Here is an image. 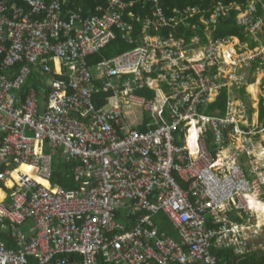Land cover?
<instances>
[{"label": "built area", "instance_id": "2783aa9c", "mask_svg": "<svg viewBox=\"0 0 264 264\" xmlns=\"http://www.w3.org/2000/svg\"><path fill=\"white\" fill-rule=\"evenodd\" d=\"M64 2L0 0V264H18L23 253L47 264L54 253L73 252L82 264H215L211 247L244 252L254 234L230 214L250 213L244 197L259 184L245 178L239 152L217 164L200 145L188 152L181 132L193 117L215 133L235 122L232 102L224 119L196 113L211 91L239 83L230 71L220 84L227 66L247 65L259 53L223 60L219 40L187 37L180 24H190L191 6L168 16L154 0L142 17L127 8L133 1L104 0L83 18ZM238 22L251 33L260 27L252 11ZM164 27L172 29L166 37ZM118 37L134 48L103 60L93 75L87 56ZM202 45V56L189 59ZM65 72L68 83L57 78ZM29 79L52 82L46 102L32 87L22 91ZM63 166L75 188H52ZM161 212L185 253L151 220ZM6 235L23 253L3 248Z\"/></svg>", "mask_w": 264, "mask_h": 264}, {"label": "bare ground", "instance_id": "6f19581e", "mask_svg": "<svg viewBox=\"0 0 264 264\" xmlns=\"http://www.w3.org/2000/svg\"><path fill=\"white\" fill-rule=\"evenodd\" d=\"M259 4L262 6L263 13H260L258 10ZM251 6L254 7L253 10H251ZM191 7L195 8V12L191 18H194L196 22H190L191 18H189V25L185 26L180 24V29L182 28L184 33L185 30H190L193 32L194 35L190 36L189 38L197 39L199 43L203 44H206L207 40H219V47H217V49H219V52L222 56L221 59L223 60L225 58L228 61H231V59L227 57V54H231L234 60L237 61V59L240 57L239 55L252 56L254 53H259L258 56H253L251 59H249L247 61V65L242 64L241 67L240 65L235 67L227 66L225 69L226 73H221L222 79L219 80L220 84L225 81L224 77L230 71L233 72L235 77H237L236 80L239 79V83L237 84L234 82L231 85L221 87L219 90L211 91L210 94L206 96L209 98L208 102H206L205 106H203V108H201L196 113L198 116L204 115L224 119L228 111V104L229 102H232L234 108L238 111V113L235 115V122L226 126H221L220 131L215 133L211 128L205 127V125L201 124V122L196 124L197 118L193 117L191 119L185 120L184 127L181 132L182 138L184 139L183 144L186 145L188 152L194 154L197 147L202 146L211 155L212 160L217 162V164L224 162L227 158L235 154V152H239L238 163L240 169L244 173L245 178L249 180H255L259 184L255 191H252L251 194H247L244 197L245 204L250 206V213L246 214L236 210H234L231 214L229 213L230 215L234 213L238 223L251 227L249 230L250 232L248 233L249 235L254 234V238H247V247L245 251L239 253L236 251L235 247L210 248L211 255V251L213 249H233L237 255H240L241 259V256L251 255L253 253H261L264 251V181L262 182L261 179V175L264 174V152L261 151H264V0H248L245 7H242L237 3L224 4L221 1H213L207 9L203 10L197 6ZM217 7L227 8V10H224V13L220 15H215V8ZM233 9L237 10L236 25L241 28V34L246 38V40H240L238 38V40L234 41L231 39L215 38L214 34L217 21H219L221 17L228 15ZM249 11H252L256 18H258L260 21V27L255 31V33L245 30V27L238 22L239 17L241 15L247 14ZM210 19H212V22H209ZM191 24H194L195 27L192 28ZM250 44H254V46L251 47ZM204 46L205 45H202L199 47V49L191 52L189 59L196 60L200 58L204 53V49H206ZM155 84L156 83L153 85ZM224 91L227 94L225 113L220 114L219 112L215 111L213 115H207L205 113L207 106H210ZM240 105L242 109H239ZM178 131L179 130L174 132V134H177ZM198 137L200 139L199 142L197 141ZM174 141L179 145L182 144L177 142V140ZM248 156L251 157L252 163L247 162ZM234 160L235 158L232 161L234 162ZM253 166L256 167L258 175L252 176L253 174L251 168H253ZM29 167L30 166L27 164L20 165V168L26 171L30 170L31 167ZM173 176L180 189L186 190L185 182H183L178 176L174 175V173ZM39 180L44 183V180L41 178H39ZM55 186L56 187L52 186V188H66L57 186L56 184ZM75 187L76 185L72 188ZM188 199L191 200L189 194ZM160 215H163L170 222L177 235V240L169 236L168 233L160 231L158 224L154 220L155 217ZM206 219H208V216H206ZM115 220L121 222L117 215H115ZM151 220L158 228L160 234L162 233L166 237L174 240L176 244L181 246L183 252H186V247L181 243L177 229L166 214L162 212L158 213L153 215ZM2 239L3 238H1V242L5 250H12L14 252L21 250L23 253L22 249L18 248L12 241L13 247L7 249ZM22 256V260L19 261L18 264H35L36 258L34 256L26 255L24 253ZM82 257L83 256L80 253L75 252L63 254L54 253L53 257L49 259L47 264H60L58 261L65 259H68V264H82L80 261H76L79 263H74L75 260H81ZM99 262L103 261L99 259ZM171 264L191 263L173 262ZM215 264H217L216 259Z\"/></svg>", "mask_w": 264, "mask_h": 264}, {"label": "trees", "instance_id": "16d2710c", "mask_svg": "<svg viewBox=\"0 0 264 264\" xmlns=\"http://www.w3.org/2000/svg\"><path fill=\"white\" fill-rule=\"evenodd\" d=\"M49 1V0H48ZM63 7L66 9H74V7H80V12L83 15V18L89 17L93 14L98 13L96 7L98 5H105L104 0H64ZM126 1H133V6H129L127 8L133 9L136 14L141 15L144 17L147 14L146 8H152L156 3L154 0H151L147 4L143 5L142 2H139L138 0H126ZM213 1H221L224 4H230V3H237L240 4L242 7H245L247 5L248 0H159V4L163 7V11L165 14L172 15L174 13V8L182 9L186 6H197L199 8L207 9L209 5ZM258 10L260 13H263V9L261 4H259ZM151 15V12L148 13ZM236 15L237 10L233 9L229 12V14L225 17H221L219 21H217L216 29H215V38H222V39H231V40H246V38L241 34V28L236 25ZM190 22L195 23V19L191 18ZM140 25L137 26V30L140 29ZM181 31L182 28L180 29ZM170 31L169 27H164L161 31L162 34L165 35V37L168 35V32ZM158 31L157 33H159ZM185 35L187 37H190L193 34L190 30H185ZM133 44H127L124 41H122L119 37L110 42L106 47L101 49V51L97 54L90 55L87 57V62L90 65H93L94 63L99 62L103 58H112L115 55H118L124 50H127L131 47H134ZM251 47L254 46V44H250ZM17 70V66H12L7 71L9 74L14 75ZM251 90V88H250ZM226 99L227 94L226 92H222L219 97L210 105L207 106V109L205 113L207 115H213L215 111L219 112L220 114H224L226 111ZM263 113V111H262ZM53 179L55 180V183L57 186L66 187V188H72L75 186V183L72 181V179L66 178V176H63L61 172L56 171L54 173ZM182 183V182H180ZM66 185V186H65ZM158 226L160 228L161 232H166L169 234V236L175 238L177 240V235L175 233L174 228L171 226L170 222L163 216H158ZM3 238V237H2ZM3 241H6L4 238ZM9 242V241H8ZM6 244L5 242H3ZM212 255L217 261V264H264V251L261 253H253L251 255H245L243 258L237 260L235 257V254L231 250H220V249H213Z\"/></svg>", "mask_w": 264, "mask_h": 264}, {"label": "rangeland", "instance_id": "374dc122", "mask_svg": "<svg viewBox=\"0 0 264 264\" xmlns=\"http://www.w3.org/2000/svg\"><path fill=\"white\" fill-rule=\"evenodd\" d=\"M48 1V0H47ZM49 1H51V0H49ZM62 8L64 9V10H66V8H64L63 7V5H62ZM74 9H76V11L77 12H80V7H74ZM147 11V10H146ZM170 30H172V29H170ZM114 41V40H113ZM123 41V40H122ZM112 42V41H111ZM128 44V43H127ZM131 48H134V47H131ZM131 48H129V49H131ZM103 49V48H102ZM129 49H127V50H129ZM127 50H124V51H127ZM101 51V50H100ZM99 51V52H100ZM124 51H122L121 53H123ZM99 52H97V53H99ZM97 53H95V54H97ZM120 54V53H119ZM118 54V55H119ZM92 55H94V54H92ZM118 55H115L114 57H112V58H103L102 60H100L99 62H97V63H94L93 65H90L88 62H87V66H88V68H89V71L90 72H92V74L93 75H98V73H99V70H97V68H98V65L103 61V60H110V59H113V58H115V57H117ZM88 56H90V55H88ZM87 56V57H88ZM86 61H87V58H86ZM68 74H69V72H65V74L63 75V76H59V77H57V78H59V79H64L65 81H66V83H68L69 81H71V77H69L68 76ZM43 84H44V86H43ZM41 86H38V85H36V83H35V81H34V79H29L28 81H27V83H26V85H24V87L22 88V91L24 90V92L28 89V88H30V87H32V88H34L35 90H36V92L38 93V99L40 100V101H43V102H46V100H48V95H49V92L51 91V88L53 87L52 86V82L49 80V79H47L46 80V83H43ZM24 94V93H23ZM68 94H69V87H68ZM108 104V101L106 102V105ZM126 119L128 120L129 119V117H128V115H126ZM256 146H257V143H256ZM61 165H67V164H64V163H61ZM56 171H59V172H61V174L63 175V176H66V178H69V179H72V181L74 182V179H73V177L72 176H68V171L67 170H65V167L63 166L61 169H57ZM64 171H67L66 173H64ZM154 220L156 221V223H158V220H159V218L158 217H155L154 218Z\"/></svg>", "mask_w": 264, "mask_h": 264}, {"label": "crops", "instance_id": "0c3cea01", "mask_svg": "<svg viewBox=\"0 0 264 264\" xmlns=\"http://www.w3.org/2000/svg\"><path fill=\"white\" fill-rule=\"evenodd\" d=\"M227 16V15H226ZM223 17H225V16H223ZM263 114V113H262ZM264 141V140H263ZM262 152H264L263 150H261ZM226 152V151H225ZM64 173H66L65 171H64ZM55 183H57V182H55ZM58 184V183H57ZM66 186V185H65ZM234 218L236 219V216H234ZM3 238L6 240V241H4L6 244H5V247L7 248V249H10V248H12L13 247V243L11 242V241H13L9 236H3ZM9 241V242H8ZM225 250H231V251H233L234 252V254H235V257H236V259L237 260H239L240 259V255H237L236 253H235V251L233 250V249H225ZM245 256V255H244ZM242 258H243V256H241Z\"/></svg>", "mask_w": 264, "mask_h": 264}]
</instances>
